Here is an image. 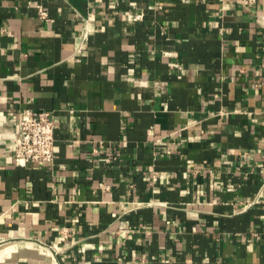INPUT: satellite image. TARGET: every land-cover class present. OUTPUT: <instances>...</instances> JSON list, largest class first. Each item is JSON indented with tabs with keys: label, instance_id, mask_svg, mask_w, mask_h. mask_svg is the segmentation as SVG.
Returning a JSON list of instances; mask_svg holds the SVG:
<instances>
[{
	"label": "crops",
	"instance_id": "1",
	"mask_svg": "<svg viewBox=\"0 0 264 264\" xmlns=\"http://www.w3.org/2000/svg\"><path fill=\"white\" fill-rule=\"evenodd\" d=\"M0 264H264V0H0Z\"/></svg>",
	"mask_w": 264,
	"mask_h": 264
},
{
	"label": "built area",
	"instance_id": "2",
	"mask_svg": "<svg viewBox=\"0 0 264 264\" xmlns=\"http://www.w3.org/2000/svg\"><path fill=\"white\" fill-rule=\"evenodd\" d=\"M249 7L258 0H236ZM20 130L10 138L13 146V160L17 166L24 167L30 162H51L55 158L56 123L49 111L27 110L19 120ZM110 161V157L106 158ZM47 249H54L47 245Z\"/></svg>",
	"mask_w": 264,
	"mask_h": 264
}]
</instances>
